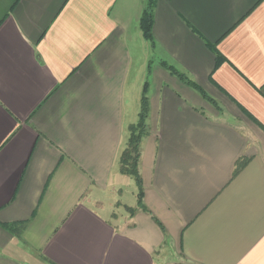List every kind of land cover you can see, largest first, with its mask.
Instances as JSON below:
<instances>
[{"label":"crops","instance_id":"obj_1","mask_svg":"<svg viewBox=\"0 0 264 264\" xmlns=\"http://www.w3.org/2000/svg\"><path fill=\"white\" fill-rule=\"evenodd\" d=\"M145 7L0 0V264H264V0H157L152 43Z\"/></svg>","mask_w":264,"mask_h":264},{"label":"trees","instance_id":"obj_2","mask_svg":"<svg viewBox=\"0 0 264 264\" xmlns=\"http://www.w3.org/2000/svg\"><path fill=\"white\" fill-rule=\"evenodd\" d=\"M156 2L157 0H147L146 7L140 19V29L142 31L143 37L146 41L150 43L153 42V26L155 20ZM222 61L223 58L220 55H217L216 65L219 66L222 63ZM163 66H165V68L169 70L172 74L176 75L186 85L200 92L204 98L208 99L210 102H213V100L209 98L198 85L187 80V78H185L184 75L176 71L173 67L166 65V63H163ZM148 89L149 86L148 84H146L145 88L143 89V95L141 99L139 120L136 124L130 126L128 142L119 160L120 172L123 175L132 178L137 188V207L136 208L127 207V210L130 212H135L138 209L143 211L148 210L144 203V185L140 171L142 144L144 139L149 135L148 119H149L150 109H149ZM6 228L11 231H15L16 227H12L11 225H6Z\"/></svg>","mask_w":264,"mask_h":264},{"label":"rangeland","instance_id":"obj_3","mask_svg":"<svg viewBox=\"0 0 264 264\" xmlns=\"http://www.w3.org/2000/svg\"><path fill=\"white\" fill-rule=\"evenodd\" d=\"M147 2V0H146ZM120 180L122 182V185L120 186V189L122 190L121 193H119L118 198L121 200L122 205H130L135 206L136 204V189H135V182L132 178L126 175H121ZM121 205H118L117 207L120 208ZM123 210V208H122ZM118 213V212H116Z\"/></svg>","mask_w":264,"mask_h":264}]
</instances>
